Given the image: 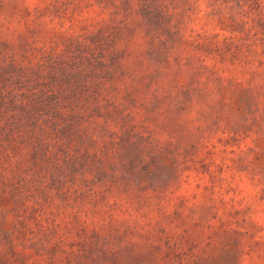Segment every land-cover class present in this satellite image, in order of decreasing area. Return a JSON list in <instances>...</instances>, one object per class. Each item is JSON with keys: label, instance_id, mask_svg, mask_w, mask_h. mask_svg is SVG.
Here are the masks:
<instances>
[{"label": "rangeland", "instance_id": "obj_1", "mask_svg": "<svg viewBox=\"0 0 264 264\" xmlns=\"http://www.w3.org/2000/svg\"><path fill=\"white\" fill-rule=\"evenodd\" d=\"M145 2L0 0V52L30 61L40 82L44 70L73 61L82 72L75 95L91 97L99 116L89 132L125 123L175 163L161 209L109 212L123 235L113 248L127 247L108 264H187L197 253L264 264V30L244 0H156L160 26L141 14ZM2 201L10 230L12 201Z\"/></svg>", "mask_w": 264, "mask_h": 264}, {"label": "trees", "instance_id": "obj_2", "mask_svg": "<svg viewBox=\"0 0 264 264\" xmlns=\"http://www.w3.org/2000/svg\"><path fill=\"white\" fill-rule=\"evenodd\" d=\"M244 1L255 12L248 19L264 30L259 0ZM145 3L141 14L160 26L156 0ZM44 73L50 76L40 82L42 74L37 76L30 61L0 52V264H30L16 246L33 250L45 264H56L57 259L108 264L127 247L113 248L111 240L123 235L109 227L117 222L109 212L132 203L161 209L175 163L163 150L147 147L144 135L125 123L90 133L88 119L99 116L87 100L91 97L75 95L82 87V72L73 61ZM244 103L248 116L258 121L250 99ZM245 115L233 126L235 132L245 125ZM4 197L11 199L16 216L10 230L1 222ZM187 264L240 262L234 253L225 263L197 253Z\"/></svg>", "mask_w": 264, "mask_h": 264}]
</instances>
